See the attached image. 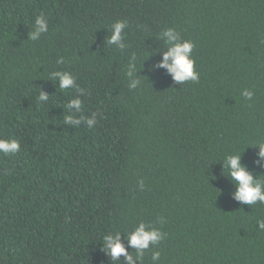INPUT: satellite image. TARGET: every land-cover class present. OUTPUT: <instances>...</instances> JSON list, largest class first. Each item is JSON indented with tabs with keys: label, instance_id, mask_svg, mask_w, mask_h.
Masks as SVG:
<instances>
[{
	"label": "trees",
	"instance_id": "1",
	"mask_svg": "<svg viewBox=\"0 0 264 264\" xmlns=\"http://www.w3.org/2000/svg\"><path fill=\"white\" fill-rule=\"evenodd\" d=\"M117 20L123 48L107 43ZM166 27L194 42L198 81L159 66ZM77 96L85 119L66 124ZM0 138L20 144L0 153V264H125L102 237L135 255L141 221L165 237L136 264H264V203L237 201L224 169L241 153L264 180V0H0Z\"/></svg>",
	"mask_w": 264,
	"mask_h": 264
},
{
	"label": "clouds",
	"instance_id": "2",
	"mask_svg": "<svg viewBox=\"0 0 264 264\" xmlns=\"http://www.w3.org/2000/svg\"><path fill=\"white\" fill-rule=\"evenodd\" d=\"M127 27V22L117 20L111 26V34L107 37L108 45H117L118 48H123L122 32ZM48 31L47 20L41 15L35 20V29L30 34V39L37 40L42 33ZM161 38L165 39V45L167 51L163 53V59L160 61V67H164L172 74L174 81L183 84L187 81L196 82L200 78L199 72L195 69V61L192 57V50L195 47L193 41L188 39H182L180 33L174 28L166 27L160 33ZM62 63V59L57 61ZM135 71V65H130L128 76L132 77ZM53 80H58V86L61 90H67L72 87L76 88V91L83 93L84 90L76 84L75 77L66 71H55L52 74ZM140 84L138 79H133L129 88H136ZM243 95L246 98L251 99L253 93L245 90ZM49 95L41 92L39 100L47 102ZM82 107V101L77 96L68 101L67 109L69 115L64 117L66 124H78L80 125L85 118H78L74 113L80 112ZM87 119V125L89 128L96 123V116L93 114L91 118ZM255 145L259 146L258 156L261 160H264V142H256ZM20 144L16 139L0 138V153L4 155L15 154L19 151ZM224 169L227 171V175L235 184V191L233 193L234 198L242 204L254 205L257 202L264 203V180L259 177H254L253 174L247 169V167L241 163V153L229 154L224 159ZM142 185V182H141ZM258 228L264 230V220L258 221ZM165 237L159 228L146 225L141 221L136 225L131 232H127L126 239L128 246L135 249V255L132 254L125 246L121 239V232L117 231L115 234H105L102 237L103 250L107 253L110 259L114 262L119 261L121 256L124 257L125 264H136L139 260H142L145 250L150 246L157 245ZM160 253L155 251L152 253L153 264L159 261Z\"/></svg>",
	"mask_w": 264,
	"mask_h": 264
}]
</instances>
